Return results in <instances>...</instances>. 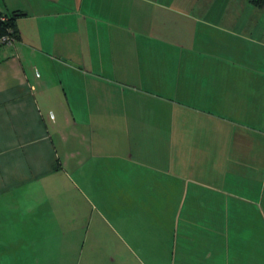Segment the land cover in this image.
<instances>
[{
	"label": "crops",
	"instance_id": "crops-1",
	"mask_svg": "<svg viewBox=\"0 0 264 264\" xmlns=\"http://www.w3.org/2000/svg\"><path fill=\"white\" fill-rule=\"evenodd\" d=\"M214 2L0 0V264H264V28ZM196 9L214 33L183 46L173 19ZM71 188L110 221L69 220ZM145 193L169 211L163 253L145 255Z\"/></svg>",
	"mask_w": 264,
	"mask_h": 264
},
{
	"label": "rangeland",
	"instance_id": "rangeland-1",
	"mask_svg": "<svg viewBox=\"0 0 264 264\" xmlns=\"http://www.w3.org/2000/svg\"><path fill=\"white\" fill-rule=\"evenodd\" d=\"M246 0H215L214 4L212 5V8L210 12H212L215 16L220 15L221 12L224 11H217L216 9L218 8H224L228 9L231 13L235 12L236 10L239 12L244 13V17L246 18L249 15L250 11H255L254 17L251 21L248 23L251 25H256L259 24L264 28V7L262 8V11H257L254 10L253 8L249 5H245ZM200 5H197V8H199ZM183 8V5H182ZM184 11V10H183ZM184 12L190 13L188 10H185ZM200 11L198 9L195 10L194 14L192 15L189 14V18H193L194 21L189 20V19H183V18H177L176 21L173 19V22L175 25L178 26V28H181L180 35L177 36V41H180V43L183 46H189V45H194V46H205L206 43H208L211 35L214 33L213 30H211V26H214L213 23H215L214 20H208L206 17L201 18ZM218 13V14H217ZM260 13V14H258ZM260 15H262L260 17ZM261 18V20H259ZM216 25V24H215ZM215 27V26H214ZM191 31L192 34L197 31V36H192L188 32ZM189 34V35H188ZM191 38V40H190ZM14 43V42H13ZM204 54V53H201ZM71 58V57H69ZM231 59L234 57H230ZM236 59V57H235ZM237 71V69H236ZM182 103H184V99ZM175 102H178L175 100ZM152 107V106H151ZM157 108V106H154ZM259 151V150H258ZM261 159V164H262V171H264V154L259 157ZM246 166H248L246 164ZM247 186L246 187H258L259 184H257V181H248L247 179ZM231 183V181H230ZM105 187V185H103ZM257 188V189H258ZM260 188L264 189V182L261 180L260 181ZM93 193H89L90 195L87 197H83L82 194L76 189V188H71V192L69 194V200L64 203L67 204L70 208L71 211H67L66 216H68L69 220L77 219L78 215H80V220H82L86 225L90 222L92 225L94 222L101 221V218L104 219L105 221H110V216L109 214L112 213V209L109 207V205L106 204H100L98 202V199H95L96 196L94 194L95 188H92ZM97 190V189H96ZM105 190V189H104ZM105 193L106 190H105ZM155 194V192H154ZM104 195V192L102 193ZM95 197V198H94ZM94 198V199H93ZM57 200V201H56ZM40 201L39 203H41ZM59 202L62 203L60 200V197H53V205L57 204ZM51 203V201H48L47 204ZM153 204V205H151ZM133 205V204H132ZM136 205V204H135ZM160 200L156 196H150L148 193H145V255H150V254H158V253H163L164 246L162 243V239L169 237L173 234V231L171 233L170 228L166 227V224H169V218L166 210H161L160 208ZM115 208L119 207V205H115ZM172 207V205H171ZM74 208L78 209V213L73 212ZM55 214V213H54ZM63 214V213H62ZM113 214V213H112ZM184 215V214H183ZM182 217V215H180ZM249 217V216H248ZM256 235L259 234V237L262 238L261 242V250H262V262L264 263V213L257 214L256 213ZM247 225H250L249 218H246ZM93 228V226H91ZM247 230V235L250 232L249 228H246ZM251 233V232H250ZM105 234V233H104ZM102 234V235H104ZM253 235V234H252ZM164 244H166L163 241ZM170 251H173V244L170 245ZM149 261V260H147Z\"/></svg>",
	"mask_w": 264,
	"mask_h": 264
},
{
	"label": "built area",
	"instance_id": "built-area-1",
	"mask_svg": "<svg viewBox=\"0 0 264 264\" xmlns=\"http://www.w3.org/2000/svg\"><path fill=\"white\" fill-rule=\"evenodd\" d=\"M7 16L3 13H0V23H6ZM15 41L13 30L10 28H5L4 32L0 31V48L8 47L13 44Z\"/></svg>",
	"mask_w": 264,
	"mask_h": 264
},
{
	"label": "trees",
	"instance_id": "trees-1",
	"mask_svg": "<svg viewBox=\"0 0 264 264\" xmlns=\"http://www.w3.org/2000/svg\"><path fill=\"white\" fill-rule=\"evenodd\" d=\"M251 1H253V3H255L258 6H262L264 4V0H251ZM5 15L7 16V22L6 23H0V31L4 32L6 27L10 28L13 30L14 38L16 39V31L14 29V23H13V21L16 17V13L13 12L10 15H7V14H5ZM19 15H21V14H19Z\"/></svg>",
	"mask_w": 264,
	"mask_h": 264
}]
</instances>
